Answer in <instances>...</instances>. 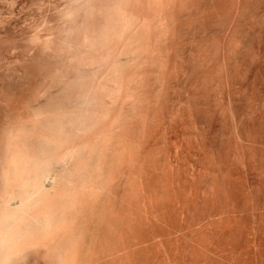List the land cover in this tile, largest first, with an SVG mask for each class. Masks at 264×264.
Wrapping results in <instances>:
<instances>
[{
  "label": "rangeland",
  "instance_id": "obj_1",
  "mask_svg": "<svg viewBox=\"0 0 264 264\" xmlns=\"http://www.w3.org/2000/svg\"><path fill=\"white\" fill-rule=\"evenodd\" d=\"M49 100L122 152L78 264H264V0H0V192Z\"/></svg>",
  "mask_w": 264,
  "mask_h": 264
},
{
  "label": "bare ground",
  "instance_id": "obj_2",
  "mask_svg": "<svg viewBox=\"0 0 264 264\" xmlns=\"http://www.w3.org/2000/svg\"><path fill=\"white\" fill-rule=\"evenodd\" d=\"M102 91L104 92V90ZM91 92L93 93L92 90ZM98 94L101 93L98 92ZM99 98H94V100ZM58 99L60 102V98ZM57 100L54 102L56 103ZM62 100L66 103L68 98L66 100L62 98ZM93 101L85 99L80 103L81 105L85 102L89 104V102ZM59 102L56 104L58 105ZM50 103L52 101H47L46 104L49 105ZM56 104L54 106L49 105L45 109L43 107V112H40L43 115H39L41 119L39 118V121L37 120L39 122L38 125L40 124L39 128H41V132L38 130V135L34 134L35 137H30L33 134L28 136L29 134H17V132L16 135L14 134L15 136L12 134L13 136L8 139V144H6L8 146L9 156H6V167L1 173L0 264H24V261L31 252L40 249L49 255L50 264H78V262L83 260L80 255L82 249L85 250L88 246L92 247L93 245H88L90 243L87 239L90 233L88 231L92 229V226L88 225L91 226L89 228L87 226L89 223L83 219L85 218V210L91 212V210H88L92 209L89 208L92 203L90 199L94 195H102L99 192H106L107 184H110L108 182L110 180L113 181L110 179V175L112 172L113 175L115 173L110 167L117 169L118 165L117 163L114 165L115 163L113 164V161L119 162L118 160H120L119 157L121 156L118 154L121 150H117L119 148L118 145L117 147L115 146L116 143L112 146L108 145V143L105 144L106 138L112 137H107L106 134L105 142L102 139L103 142L99 145L100 149L98 150L93 147L91 149L90 147L91 151H88V146L86 148L85 145L82 146L80 144L79 146L76 145V147L73 145L72 147L66 146L69 138L70 145L72 144L71 138L75 134L80 133L81 135L83 132L82 136H86H84V133L86 134L88 131V124L90 123L86 124L87 122H85L86 120L84 118H86L85 115L89 116L90 114L82 112L81 107L80 109L74 108L69 110L63 108L64 105L60 107ZM36 115L38 116V113ZM37 116L35 117L37 118ZM35 123L37 124V122ZM35 123L34 125H36ZM34 127L36 126H33V129ZM29 131L27 130L28 133H30ZM98 136L101 135L99 134ZM113 139H109L111 144ZM86 215L87 217L89 216L88 213ZM80 216H82V219ZM89 221L91 220L89 219ZM93 235L90 233V237H93ZM90 237L89 239L91 241L92 238Z\"/></svg>",
  "mask_w": 264,
  "mask_h": 264
}]
</instances>
